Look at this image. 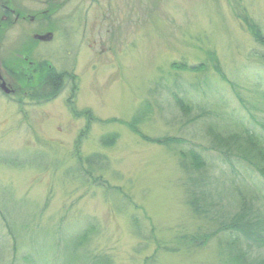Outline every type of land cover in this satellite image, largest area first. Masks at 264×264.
Instances as JSON below:
<instances>
[{
    "label": "rangeland",
    "instance_id": "obj_1",
    "mask_svg": "<svg viewBox=\"0 0 264 264\" xmlns=\"http://www.w3.org/2000/svg\"><path fill=\"white\" fill-rule=\"evenodd\" d=\"M1 4L34 17L0 19V69L20 84L16 94L0 91V211L4 201L18 216H7V224L0 212L7 258L17 253L15 264H27L25 255L36 264H59L56 241V255L67 258L71 236L94 223L85 245L103 264H229L217 237L238 208L233 185L258 190L264 183L235 159L232 170L207 129L232 132L242 124L260 130L255 120L264 122V49L245 24L252 20L264 29V0ZM46 31L52 34L47 41L33 39ZM24 55L39 68L73 75L74 92L67 76L59 88L39 79L37 68L29 72ZM175 62L200 69L172 67ZM23 69L32 84L23 82ZM109 135L115 136L111 145L101 143ZM187 149L200 154L203 167L184 155ZM93 154L104 163L93 164L84 179L77 161ZM9 156L24 159L22 166L4 162ZM263 198L249 201L264 217ZM135 217L144 235L133 233ZM21 220L27 230L20 229ZM243 255L239 264H263L262 248Z\"/></svg>",
    "mask_w": 264,
    "mask_h": 264
},
{
    "label": "trees",
    "instance_id": "obj_2",
    "mask_svg": "<svg viewBox=\"0 0 264 264\" xmlns=\"http://www.w3.org/2000/svg\"><path fill=\"white\" fill-rule=\"evenodd\" d=\"M245 24L250 28V31L252 33L253 39L255 43H257L258 46L262 47L264 49V29L261 28V26L252 21L245 19ZM36 64V63H35ZM49 64V63H48ZM47 67V66H46ZM172 67H179L181 69L189 68L188 70H197L199 66H189L188 64L182 62V63H174ZM36 72L39 73L38 77L41 79L43 77V81L51 82L53 87L59 86L61 87V79H65V76H67V79L71 81L70 88L71 92H74L76 89V85L74 82L73 75H70L67 72L64 73H57L53 68L48 65V68L42 69L39 68L36 65ZM197 68V69H196ZM224 78V77H223ZM38 79V81H39ZM225 81L226 78H225ZM62 88V87H61ZM58 89V88H57ZM234 93L236 97L241 100V96L237 91L234 90ZM264 98V94L263 97ZM179 99V98H178ZM177 99V101H179ZM69 104V109L73 112L75 115H81L82 112L78 113L73 104V101H69L67 99ZM88 112V111H87ZM141 117L140 115H138ZM138 119V118H137ZM136 118L133 119L132 124L135 123ZM238 123V122H237ZM255 123L260 127V130L255 128L251 130L248 127H245L241 124L236 126V131H226L225 129H220L218 127H214L213 125L209 127L207 130L209 132H212L215 134L218 143L216 151H218L219 154H221L224 158V160L228 163H230V168L234 170L233 161L234 159L238 163V166L252 169L255 171V173L260 177V179L264 183V122H260L259 120H255ZM132 126V125H131ZM133 129V127H131ZM87 129L85 126L84 129L81 130L80 134L78 135V139L81 136H85L84 131ZM134 130V129H133ZM143 136V135H142ZM144 140L161 143V144H169V139L165 137H157L155 139H148L145 136H143ZM115 136H105V138H101V143H104L106 145H111L112 141L114 140ZM104 141V142H103ZM184 155L190 157V160L195 163L197 166L203 167L204 163L202 161V158L200 154L193 149H187L185 150ZM6 160L14 161V164L18 165L19 167L22 166L24 159H19L15 156H9L4 157L3 161ZM12 161V162H13ZM104 159H101L99 155L93 154L90 156L85 157L84 159L80 158L77 162L81 166V169L79 170L82 178L86 179L88 176L92 175V173L95 171V167L99 166L100 168L103 165ZM81 163L83 165H81ZM95 164V167H93ZM79 177V176H78ZM93 182L97 184L98 186H101L102 188L106 189L108 187H104L105 181L101 179L100 176H93L92 177ZM262 185V184H261ZM245 183L243 184V188H235V185H233V189L236 193V197L238 198L237 203V209L235 212V215L232 216V221L230 225H226L223 229H220V233L217 237L218 244H220L222 247H224L225 250L229 252V256L227 259V262L229 264H239V262L244 261L245 257L243 254L244 252L252 251V249L256 248H262L264 251V217L261 216L260 211L255 209L253 211V208L251 207L252 204H250V201H253L256 197L258 198L259 194L261 197H264V189H255L253 186L249 187ZM115 190V192L118 194L119 190L115 187H111ZM253 190H257L259 194L254 196L256 193L252 192ZM195 196H193L192 199H194L196 202L199 201V204L202 200V197L199 193L193 192ZM119 195V194H118ZM125 195V194H124ZM126 197V195H125ZM201 197V198H200ZM264 199V198H263ZM193 200V201H194ZM124 203L123 201H121ZM194 202H190L191 206H193ZM3 210L1 212V216L4 215V222L6 221L7 224L9 223V220L14 221L18 218V216L12 217L10 214V211L8 210V207H5V202H1ZM121 203H117V209L120 208ZM193 208V207H192ZM2 209V208H1ZM9 220H8V218ZM23 219V218H21ZM24 220L20 221L21 230H27L28 228L25 227V225L22 224ZM137 222V218H133V223ZM25 223V222H24ZM7 228L11 230V226L9 227L6 225ZM95 224L88 223L87 226L82 228L80 231L75 233V235L71 236L72 238L67 239L65 244H68L70 246L69 255L67 258L60 259L55 252V248L57 247V241L55 243L54 254H55V260L59 264H76L75 262L81 261L82 264H103L101 257H96L91 255L89 249L86 248L87 245L85 243H88V240L90 238V234L95 231ZM140 227L137 222V227L135 226V229L133 230L134 234L140 233ZM142 232V231H141ZM144 235V233L142 232ZM14 237V235H13ZM211 237V236H210ZM30 237L29 242L35 244L33 240ZM193 239V237H192ZM15 240V237H14ZM9 241H5V239H0V264H15L16 258H18V254H14L13 258L9 257L7 258L8 254V245ZM14 245V242L12 243ZM33 251L35 247L31 248ZM15 252V251H14ZM24 258L27 261V264H36L35 260L32 258H29V256H24ZM53 259V258H52ZM150 259V258H149ZM43 261V260H42ZM260 263L264 264V260L260 259ZM45 262V261H44ZM80 263V264H81Z\"/></svg>",
    "mask_w": 264,
    "mask_h": 264
},
{
    "label": "flooded vegetation",
    "instance_id": "obj_3",
    "mask_svg": "<svg viewBox=\"0 0 264 264\" xmlns=\"http://www.w3.org/2000/svg\"><path fill=\"white\" fill-rule=\"evenodd\" d=\"M1 7H3L1 10H0V19L1 20H7V19H10L11 20V17H12V14H14V10L10 7V6H7L6 4H1L0 5ZM10 14V15H9ZM19 11H17V13L14 14V21H17L19 19H23L25 20L26 18H28V21L32 20L34 17L33 15H28V16H20L19 15ZM47 33V32H45ZM26 58V59H25ZM23 66H26V67H29V66H32V68L30 67V71H34L35 67H36V64L34 62H32V65H31V62L27 60V56L24 55L23 56ZM24 73H21L20 75H25L26 77L25 80L23 82H25L27 85L29 84H32L33 82V76L31 77V75L29 74V72H25V70L23 69ZM1 76H2V79L5 81L6 85L10 88V94H16L17 90L15 88V86H19L20 84H18L19 82L16 81L14 82L13 81V78H10L12 80V82L2 74L1 72ZM19 88V87H18ZM17 88V89H18Z\"/></svg>",
    "mask_w": 264,
    "mask_h": 264
},
{
    "label": "water",
    "instance_id": "obj_4",
    "mask_svg": "<svg viewBox=\"0 0 264 264\" xmlns=\"http://www.w3.org/2000/svg\"><path fill=\"white\" fill-rule=\"evenodd\" d=\"M51 37H52L51 32H47V33H44V34H35L34 35V38L38 39V40H48ZM0 89L6 94L11 91L9 89V87L6 85L5 81L2 79L1 72H0Z\"/></svg>",
    "mask_w": 264,
    "mask_h": 264
}]
</instances>
